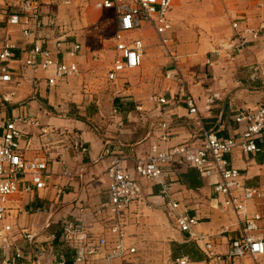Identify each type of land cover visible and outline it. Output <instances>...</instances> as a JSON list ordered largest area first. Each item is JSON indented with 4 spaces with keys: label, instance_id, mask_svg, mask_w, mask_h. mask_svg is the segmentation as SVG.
<instances>
[{
    "label": "crops",
    "instance_id": "obj_1",
    "mask_svg": "<svg viewBox=\"0 0 264 264\" xmlns=\"http://www.w3.org/2000/svg\"><path fill=\"white\" fill-rule=\"evenodd\" d=\"M42 1L48 25L43 27L40 34L51 46L57 38L67 37L69 42L78 41L83 49L86 48L90 38H99L93 29H100L107 17H111L118 27L116 12L106 9L104 0H73L71 5H64L59 0ZM21 2L0 0L3 9L2 33L10 30L18 45L12 67L24 75L20 85H0V121L23 117L36 121L38 125L51 124L54 121L49 122L47 105L55 106L57 99L60 103L61 97L66 96L67 92L71 96L75 88L67 84L70 79L50 87L45 72L34 73L23 66L20 61L23 47L26 45L30 48L33 44L23 37L21 28L7 26L8 15L22 13ZM185 3L186 0H174L170 10L174 26L170 36L176 39L183 84L166 78L173 64L170 55L164 53H169L173 45H163L151 24H145L134 37L132 34L130 36L131 39L143 40L149 50V55L145 52L142 66L133 72H141L142 77L150 80L151 75L156 77L162 64L165 66V72L159 79L161 85L152 88L143 100L140 97L134 109L127 113L136 123L131 125V130L121 126V123L124 124L119 115L121 108L120 113L115 108L119 114L115 117V123L107 129L99 122L95 126H88L86 122L72 117L60 121L66 129L73 131L72 141L54 148L49 147L50 140H47L46 134L42 135L38 125H20L24 131V151L29 157L37 154L45 156L49 163V174L45 189L15 195L6 204L7 221L16 235L12 245L23 252L17 264H33L35 249L42 253L43 264H58L61 253L65 254L67 264H180L178 259L182 258H188V264H251L247 258L227 257L232 240L241 237V225L235 212L223 204L224 197L215 192V178L204 177L197 169L183 167L172 177L171 197L199 219L194 230L209 236L214 244V252L222 259L209 258L202 242L177 227L175 217L169 215L166 201L159 194L161 184L146 180H142L144 203L131 208L125 230L126 247L128 251L135 248L134 253L109 262L110 249L106 247L97 256L81 263L76 259V249L63 243V226L67 220L82 221L94 243L99 242L105 234L108 224L99 217L97 210L108 199L109 178L106 171L110 159L105 155L108 147L123 152L133 170L139 157L146 156L154 143L163 142L160 136L165 133L170 138L161 144L163 148L191 141L202 129L213 130L224 138L234 137L243 128L235 121V113L264 105V0H224L225 37L216 34L200 37L188 28ZM52 18L54 24H51ZM91 56L67 58L77 61L80 73L83 71V75H86L88 72L84 73L82 62ZM36 78L39 79L38 84L34 82ZM182 89L197 99V116L189 113L181 99ZM153 94L166 96L170 100L171 117L161 115V109L150 101ZM138 105H143L147 111L138 112ZM103 117L106 123L111 120L105 115ZM99 119L101 122V117ZM164 121L168 123L166 130L158 126ZM48 130L50 128L43 129ZM77 138L86 144V151L77 147ZM230 158L244 175L242 180L245 185L264 188L263 155L247 154L237 149ZM249 209L262 215L261 229L256 236L264 238V200L251 202ZM27 234L34 236V244L26 239ZM109 239L113 240L112 237ZM14 246L7 250L8 255L14 253Z\"/></svg>",
    "mask_w": 264,
    "mask_h": 264
},
{
    "label": "built area",
    "instance_id": "obj_2",
    "mask_svg": "<svg viewBox=\"0 0 264 264\" xmlns=\"http://www.w3.org/2000/svg\"><path fill=\"white\" fill-rule=\"evenodd\" d=\"M64 5H71L73 0H59ZM174 0H104L106 9L114 10L117 14L118 27L115 34L116 57L108 72L111 81H118L128 71L138 69L143 64L146 52L145 43L141 39H131L132 33L142 29L145 24L153 26L161 37L163 45L170 47L173 68L166 73L168 80H176L183 84L176 54V39L171 37L173 23L170 10ZM42 0H22V13H12L7 17V26L21 28L24 38L28 39L32 47H23L21 62L25 68L34 73L43 71L48 76L46 82L55 87L80 73L77 61H69L68 56L77 58L83 51L80 42L71 43L67 37H59L53 46L44 39L40 31L48 24L45 22ZM3 9L0 6V85L21 84L24 77L12 67L16 58L15 49L18 48L10 30L2 33ZM54 24V19L52 18ZM238 27V24L234 25ZM257 37L258 35L255 34ZM38 78L35 83L38 84ZM181 99L186 104L191 115H198V101L189 95L185 89L181 90ZM150 101L157 105L163 116L171 117L169 112L171 102L166 96L153 94ZM138 112L147 109L143 105L136 107ZM235 121L243 125L237 136L224 138L213 130L202 129L191 141L171 145L163 148L162 143L168 142L170 136L163 134V142L154 143L146 156L139 157L133 170L123 152L109 147L105 155L110 159L107 168L109 178L108 199L102 203L97 213L107 222L105 234L94 243L82 221L64 222L63 243L77 251V261L85 263L89 257L97 256L102 249H110V259L121 258L134 253L135 248L128 251L125 243L128 213L134 205H140L144 198L142 180L161 184L160 195L165 199L170 216L176 219L177 227L189 233L190 237L203 243L208 257L222 259L214 252V244L206 234H199L194 227L199 223L196 216H192L188 209L171 197L173 186L172 177L179 168L197 169L204 177L215 178L214 190L224 197L223 204L232 209L241 225V237L233 239L227 257L229 259L243 257L264 256V238L256 236L261 229L262 215L251 212L249 204L253 201L264 200V188L247 186L243 182V174L232 163L231 154L240 149L247 154H261L264 156V105L255 109H242L234 115ZM34 121L23 117L4 118L0 121V264H17L23 257L22 249L13 244L16 235L13 226L7 221L9 199L18 194H28L47 187L46 178L49 174L48 159L41 154L29 157L22 146L24 131L21 124H31ZM123 123H121V126ZM160 128L166 130L167 122H160ZM77 147L86 151L84 144L76 142ZM26 239L34 244V236L27 234ZM109 237H112L110 241ZM14 246V253L7 254V250ZM33 264H43L42 253L35 249ZM180 264H188V258L178 259ZM58 264H66L65 254H60Z\"/></svg>",
    "mask_w": 264,
    "mask_h": 264
},
{
    "label": "rangeland",
    "instance_id": "obj_3",
    "mask_svg": "<svg viewBox=\"0 0 264 264\" xmlns=\"http://www.w3.org/2000/svg\"><path fill=\"white\" fill-rule=\"evenodd\" d=\"M184 8L188 28L196 32L198 36L212 37L216 34L225 37L227 23L225 22L224 0H186ZM214 8L218 9L215 10ZM116 24L111 17H107L100 29H93L94 33L99 34V38H90V43L80 54L92 55V58H85L82 62L86 70H84V73L88 72V74L83 75L82 71L80 75L67 81V84L75 88V92L71 96L67 92L66 96L61 97L62 101L60 103H58L59 100L57 99L55 106L47 105L48 108L46 109L48 110V116H50L49 122L54 121L55 124L38 125L36 121L30 124L38 125L37 127L42 131V135H47V140H50L49 147L54 148L58 145L66 144L67 141H72L73 131L70 132L63 124H60V121L67 120V117L86 122L88 126H95L97 125L96 122H99L107 129L110 124L115 123V117L120 113L119 108H121L122 115H119L124 122L123 127L126 130H131V125L136 123L131 120L127 113L134 109L133 106L140 97V100H143L152 88H157V86L161 85L159 79L165 72L164 64L160 67L156 77L150 76V80H146V78L142 77L143 74L141 72L138 73L136 71L124 73L118 81H110L108 79V71L116 55L114 46ZM136 34V32L132 33L133 37ZM146 45L148 44L146 43ZM146 48V55H149L148 46ZM95 55H98V57ZM164 55L170 54L165 52ZM115 108L119 110V113L115 112ZM104 115L108 118L110 117L111 120L106 123ZM100 117L102 119L101 122ZM46 127L50 128V130L43 131ZM125 133L132 134V132ZM30 136H33V134H30ZM75 140L79 141L80 145L84 144L86 146L80 138ZM39 146L40 144H38ZM243 258H247L251 264H264V256H247Z\"/></svg>",
    "mask_w": 264,
    "mask_h": 264
},
{
    "label": "trees",
    "instance_id": "obj_4",
    "mask_svg": "<svg viewBox=\"0 0 264 264\" xmlns=\"http://www.w3.org/2000/svg\"><path fill=\"white\" fill-rule=\"evenodd\" d=\"M66 264H67V262H66Z\"/></svg>",
    "mask_w": 264,
    "mask_h": 264
}]
</instances>
